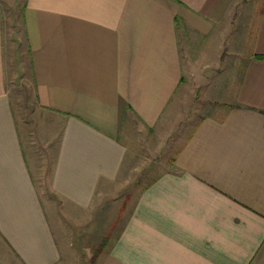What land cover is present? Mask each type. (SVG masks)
<instances>
[{"label":"crops","instance_id":"1","mask_svg":"<svg viewBox=\"0 0 264 264\" xmlns=\"http://www.w3.org/2000/svg\"><path fill=\"white\" fill-rule=\"evenodd\" d=\"M248 2L24 0L35 104L60 125L49 188L68 212L91 210L162 129L189 62L223 65V79L239 56L235 88L209 87L214 113L141 190L99 264H264V0ZM3 9L0 241L19 264H60L9 97Z\"/></svg>","mask_w":264,"mask_h":264},{"label":"rangeland","instance_id":"2","mask_svg":"<svg viewBox=\"0 0 264 264\" xmlns=\"http://www.w3.org/2000/svg\"><path fill=\"white\" fill-rule=\"evenodd\" d=\"M23 2L1 0V5L4 8L5 60L10 78L8 92L25 142L29 169L63 252L60 264H99L102 253L118 234L141 190L167 165H171L175 152L186 141L198 120L214 113L208 108L212 104L207 97L209 87L214 86V91L223 86L230 90L235 88L240 73L239 56H233L235 61L228 64L233 68L237 66L238 71L231 69L223 79L215 77L224 69L223 65L201 73L194 59L189 62V66L195 65L194 69L190 66L188 71L191 76L186 77L181 90L171 101L161 123L162 129L149 133V141L141 144L143 151L140 150L133 163L127 164L128 168L117 183L97 193L91 210L84 215L68 212L67 206L49 188L60 125L55 118L44 115L35 104L29 57L19 16ZM256 3L258 6L261 4L260 0H249L248 5ZM244 16L248 17V22L256 21L255 15L253 18H249L250 14ZM243 18L236 20L235 24L239 25ZM68 214H74L75 220H71ZM102 243H105V248L101 250ZM0 264H19L1 241Z\"/></svg>","mask_w":264,"mask_h":264}]
</instances>
